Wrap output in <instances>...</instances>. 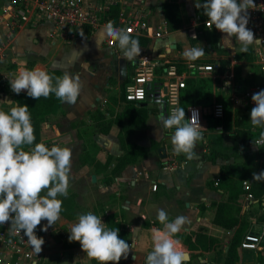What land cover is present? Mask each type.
Returning a JSON list of instances; mask_svg holds the SVG:
<instances>
[{
  "label": "crops",
  "instance_id": "0c3cea01",
  "mask_svg": "<svg viewBox=\"0 0 264 264\" xmlns=\"http://www.w3.org/2000/svg\"><path fill=\"white\" fill-rule=\"evenodd\" d=\"M117 1L119 5L123 4L129 10H143L152 30L164 21L163 3L173 1L178 6L181 22L178 27L169 30L167 34L161 37L156 35L142 36L150 41L147 46L141 47L139 56L131 61L123 58V53H119L117 45L116 47H110L106 44V38L102 35L104 29L102 25L95 30L87 29L88 34L83 33L72 39H63L57 34L52 35L53 27L50 23L37 22V20L28 23L21 22L13 28L12 38L8 42L9 49L7 51L3 50V59H6L13 68V70H9L11 77L17 74L21 68L28 70L40 68L45 71L60 70L63 74L67 72L72 76H79L81 90L77 102L71 105L61 103L59 111L50 116L48 122H43L45 131H43L42 139L49 144L53 142L55 145L71 149L72 161L73 159L75 161L71 163V166H74V178L77 185L82 184L93 191H98L104 199L106 196H115L113 199L116 200L115 204L117 206L118 202L123 200L125 205H122V207H124L127 215L125 227L133 236L131 252L134 254L130 256L131 264L133 262L144 264L145 256L152 251L153 229L163 228V225H160L159 222L160 226L154 225L157 210L161 208L167 212L168 216L173 215V218H176L177 214L187 217L184 224L187 226L183 227L185 234H182L179 239H173L181 244V251L189 254L188 262L190 264H221L219 259L208 262L201 255H193L196 253L209 254L215 250L219 251L221 248L222 253L225 254L238 227L237 225L234 228L227 229L214 223L217 205L226 202L229 195L225 189L219 188L216 183L219 181L221 166L238 165L244 160L242 151L247 145L240 132H244L248 128L251 130V127L248 122L249 108L241 99L244 94V92H241L256 84L261 85L264 89V72H261L254 63L252 54L251 63L256 68L253 79L248 83L247 80L241 81L239 76H236L232 87L226 90L219 77L198 76L188 70L187 65L190 62L200 64L209 61L207 63L217 62L220 64L222 60H229V66L226 70L233 71L235 75V64H239L238 60L233 57L235 54L232 51L233 46L231 48L227 45L222 47L221 43L225 34L216 29L214 25L207 30L209 32L199 36L198 40L192 42L188 38L185 26L194 16L199 15L203 20L208 19L202 8L198 9L195 6V0H144L142 4L139 0ZM237 2L239 3L240 0H237ZM200 3L198 2V4ZM248 25L250 26V21ZM208 37L216 38V47H211L208 44ZM234 38L232 37L231 40L233 41ZM192 44L194 47H205L206 49L205 54L195 61H189L182 55L183 51L186 48H191ZM227 48L231 49L229 53L225 52ZM249 48L252 51L251 45ZM142 56H149L161 63H176L178 69L181 68L182 73L185 75L184 81L185 78L192 77L202 78L206 82L203 86L205 98L201 104L196 105L201 108L204 116L203 124L199 128L203 134V139L197 142L194 149L196 153L194 159L179 161L175 157L176 154L173 152L170 142L173 131L164 129L157 136L156 129L159 124V115L161 112L166 115L165 97L161 86L164 79L159 76L156 85L153 86L154 95L151 99L148 98L144 102H127L123 99L124 94L120 95L121 100L119 97L112 98L115 108L118 109L123 105L121 109L119 108L120 110L114 111L112 109L114 111L112 118L118 120L117 124L119 126L123 125L121 128L127 130L136 124L135 129H142L141 131L148 140L147 143L130 140L129 143L144 151L145 155L138 158L141 161H137V159V162L125 165L117 174H114L115 163L124 153L121 146H119V150L118 146L116 147L113 141L107 138L109 137L108 132H110L108 128L103 131V138L97 140L98 143L96 141L94 143L85 133L77 135V128L70 127V125L79 122L78 118L82 119L90 109L96 106L97 101H101V99L106 101L105 94L112 95L110 94L113 92L112 89L120 90L121 86L124 91L126 78L128 77L131 80L136 63ZM122 62L125 65L124 70H121ZM111 72L114 73V79L117 81L115 86L110 81L112 79L109 76ZM157 74L161 75L160 68H157ZM217 74L221 73L217 72ZM122 82L124 83L121 85ZM157 101H160V103H157ZM218 102L224 105V114L229 112L231 115V130L223 129V125L220 123L218 125H221L222 129H217L218 125L214 128L210 127L209 121L211 117L214 118L211 114L212 106ZM139 108L146 111L145 118L141 120H138L135 114ZM240 108L243 112L242 115L241 113L236 114V109L240 111ZM242 116L247 119L241 121ZM124 120H126V124H123ZM160 127L162 128V125ZM257 130L261 131L259 128ZM251 131L255 132L254 130ZM134 132H129V136ZM82 140L86 141L85 146L87 148L82 145ZM119 140L120 138H118ZM163 140L166 145H161V148L157 150L161 161L156 163L154 156L150 154L154 153L152 144L163 143ZM101 144L103 147H101ZM250 146L253 147V145ZM160 149H164V151L159 152ZM84 151L93 158L84 159L82 154ZM217 154H221V156L215 157ZM171 162H176L177 168L164 169V166ZM92 176H95V182L92 181ZM248 181L250 182V180ZM153 185H156L155 189L152 188ZM73 193L78 192L73 191ZM243 195L242 190L236 202L237 213H235V216L239 221L244 220V222H247L244 235L248 232H260L264 221V203L260 200V196L255 201L250 202L246 201ZM121 197L123 199H120ZM92 213L101 217L106 228V216L115 214V221H119L121 226L119 231L123 232L126 241V232L123 228V218L120 212L116 210L110 213L109 211L97 214L92 211ZM77 222V214L74 211L70 213V207L62 209L60 218L54 225L47 228L48 232L43 238L42 251L37 254V258H39L37 264H94L81 249L78 241L69 242L70 227ZM191 224L193 226H190ZM45 225H47V221L42 220L38 226L44 227ZM195 233H204L216 238L218 243L215 249L208 252L189 250L183 244V241L186 237H189L193 242ZM55 236H58L59 239L54 238ZM63 242H68V244L63 246ZM60 245L62 249L59 256L50 259V253L54 246ZM44 253L46 254L44 255ZM238 255L239 262L237 264L242 262L254 263L258 262V259L264 264V251L243 250L240 249L239 245Z\"/></svg>",
  "mask_w": 264,
  "mask_h": 264
},
{
  "label": "clouds",
  "instance_id": "9594fccd",
  "mask_svg": "<svg viewBox=\"0 0 264 264\" xmlns=\"http://www.w3.org/2000/svg\"><path fill=\"white\" fill-rule=\"evenodd\" d=\"M255 5L254 0H240L239 3L237 0H204L195 6L202 8L209 18L206 22L209 29L214 25L225 34L220 42L222 47L227 45L231 48V38L235 37L241 45V53H247L250 45L261 42L246 27L248 9L255 8ZM102 35L118 42L125 60L131 61L139 56V40L132 38L129 29L116 28L110 21ZM204 54V49L198 47L186 48L182 53L189 61H195ZM9 84L16 94L26 90L29 97L38 100L54 94L61 103L70 105L77 102L81 90L79 76L67 72L53 76L40 68H21L9 78ZM251 99L255 106L250 111V122L253 127L261 129L258 138L252 142L260 146L264 144V89L254 93ZM197 123L195 111L191 119H186L184 108L177 107L167 116L160 113L156 134L160 135L164 129H174L170 136L173 152L192 160L196 156L197 142L203 139ZM35 141L26 104H16L7 111L0 110V225L10 221L11 233L23 231L29 245L38 254L44 240L35 234V229L42 220H46L47 225L42 230L47 231L48 226L60 218L63 201L57 197L66 198L68 195L72 151L55 144L49 148L45 143ZM252 176L254 181L264 182V170L253 172ZM45 190L46 194L41 195ZM77 217L78 222L70 227L68 239L69 242L78 241L89 259L96 260L98 264H118L122 257L127 258L131 246L119 238L118 229L106 228L101 217L92 212L78 213ZM156 219L163 228L153 229V248L147 254L145 264H184L186 254L177 248L178 242L173 237L181 231L187 217L181 215L169 221L167 212L161 208L157 210Z\"/></svg>",
  "mask_w": 264,
  "mask_h": 264
},
{
  "label": "built area",
  "instance_id": "2783aa9c",
  "mask_svg": "<svg viewBox=\"0 0 264 264\" xmlns=\"http://www.w3.org/2000/svg\"><path fill=\"white\" fill-rule=\"evenodd\" d=\"M2 5V15L7 16L5 20V36L11 37L13 28L21 22H32L33 20L50 23L53 27L52 35H59L63 39H72L77 35H81L85 30H95L99 26L105 27L111 19L107 15L112 7L118 5L116 22L113 23L116 28H125L130 30L131 35L150 37L153 35L163 36L169 31L166 23L163 21L156 26L154 30L146 20L143 10H129L118 4L117 0H5ZM140 4L144 0H139ZM255 8L248 9V19L250 21L251 30L256 38L261 40L260 43L254 42L252 46V54L254 63L261 72H264V0H254ZM209 19V18H208ZM203 20L199 15L194 16L185 26V32L188 38L194 42L199 39L201 26H207V21ZM112 22V21H111ZM10 40V38H9ZM106 44L110 47H116L117 42L111 38H106ZM9 42V41H8ZM194 45H191V48ZM4 44L0 38V59H3ZM157 68L161 69V75L157 74ZM191 73L198 76L219 77L222 80L223 87L229 90L234 82L235 75L231 70H225L221 74H217L220 70V64L217 62L211 63H194L190 62L187 65ZM163 77L161 83L162 89L166 88L165 107L166 116L177 107L180 108V92L185 87L184 74L179 72L176 63H161L158 60H153L149 56L139 58L135 66L134 75L130 82L124 88V97L127 102H144L148 100L149 94L154 91L158 78ZM263 89L261 85L256 84L247 89L241 96L245 105L249 108L248 122L251 130L256 131L250 122V111L255 106L251 97L254 93ZM154 95V94H153ZM235 98V97H234ZM197 113V127L203 124V113L200 107L190 105L186 108L185 118L191 119L192 112ZM212 116L217 120L224 118V105L220 102L212 106ZM195 121V116L193 117ZM222 129L221 125L216 127ZM168 131H174L169 130ZM249 145L257 146L249 140ZM261 144L260 146H262ZM177 168L176 162L168 163L164 169ZM217 184V183H216ZM153 189L156 185L152 186ZM241 188L244 192L246 201H255L257 197L251 192V184L248 180L241 181ZM260 200L264 203V193ZM43 227L35 229V234L38 237L44 238L48 231H43ZM10 238L0 237V242L4 245V251L0 252V264H37V254L33 251L24 236L23 231L20 234H12L8 232ZM240 249L251 251H264V221L261 225L260 232H248L244 235Z\"/></svg>",
  "mask_w": 264,
  "mask_h": 264
},
{
  "label": "trees",
  "instance_id": "16d2710c",
  "mask_svg": "<svg viewBox=\"0 0 264 264\" xmlns=\"http://www.w3.org/2000/svg\"><path fill=\"white\" fill-rule=\"evenodd\" d=\"M118 10V5L113 6L111 11L107 15L108 19H114V21L116 22ZM162 13L164 22L166 23L169 30H174L176 27H178L181 22V16L178 6L173 1L163 3ZM84 33L88 34V30H85ZM131 36L132 38L139 40L140 47L147 46L150 41L146 37L138 35ZM207 42L211 45V47H216V38L208 37ZM118 51L119 53H122L119 48ZM237 57L239 59L242 57H247V60L252 61V51L249 48L247 53H239ZM228 66L229 60L220 61V70L218 71V73H223L228 68ZM10 69L13 70L12 66L10 67ZM178 70L179 72H182L181 68H179ZM47 72L53 76L63 75L60 70H48ZM236 76H238V74L235 71V78ZM205 84L206 82H204L202 78H185V87L180 92V108H184L185 110V108L190 105L201 104L205 98L203 94V86ZM243 92H245V90H243L241 93ZM4 94H7L8 99L12 100V104H7L6 102H4L5 108L0 110L7 111L11 106H15L16 104H26L29 107L31 122L34 127V135L36 136V141L34 143L43 142L46 144V146L51 148L48 142L42 140L41 128L45 119L52 115H55L61 108V102L55 97V95L52 94L48 98L41 97L38 100L29 97L26 93V90L22 91L19 94H16L11 90L9 82H6L5 78L0 76V95ZM123 99L125 100L124 95ZM135 114L137 116V119L141 120L145 118L146 111L139 108L138 110H136ZM245 119H247L245 116L241 117V121ZM219 123L223 125V129L231 130L232 119L230 113L225 112L222 121H218L212 117L209 121L211 128H214ZM259 133V130L252 132L250 128L246 129L244 132L241 131V137L242 139H244L247 145V147L242 151L244 157L243 162L238 165H223L219 170V181L217 185L219 188L225 189L229 193V195L226 202H221L217 205L214 223L227 229L234 228L238 225L235 230L234 236L231 239L228 250L225 253V258L219 259V262H221L222 264H237L239 262L238 247L243 239L245 228L247 225V222H244V220L239 221L238 218L234 215V213L236 212L237 199L242 193L241 181L250 180L251 192L255 197H261V195L264 193V182L254 181L252 176L253 172L259 173L260 171L264 170V144L262 146H258V149L256 150L252 149V146L249 145V140L253 141V139L258 138ZM120 146L124 151V154L117 159V163L113 168V171H116L119 168H123L129 163H133L138 158L145 155L144 151L137 148L134 144L127 142L124 137L120 138ZM27 147L28 146H26V148ZM216 156H221V154H217L215 155V157ZM115 217V214L106 216L107 228L120 230V223L119 221H115ZM118 236L121 239L125 238L123 232L120 231L118 232ZM194 237L195 238L193 242H191V239L189 237H186L183 241V244L186 245L189 250H201L203 252H208L215 249L216 244L218 243L216 238L204 233H195ZM146 256L144 258V264L146 261ZM184 264H190V262H184ZM240 264L262 263L261 260L258 259V262H242Z\"/></svg>",
  "mask_w": 264,
  "mask_h": 264
},
{
  "label": "rangeland",
  "instance_id": "374dc122",
  "mask_svg": "<svg viewBox=\"0 0 264 264\" xmlns=\"http://www.w3.org/2000/svg\"><path fill=\"white\" fill-rule=\"evenodd\" d=\"M198 2L203 3L204 0H195V4L196 3L198 4ZM5 3H6L5 0H2L0 3V38L4 44L3 50L7 51L9 49V45H8L9 38L11 39L12 37L7 38L5 36V32H7V30L5 29L4 22H5V20H7V16L2 15V8H1L2 5ZM111 20L113 23L115 22L114 19H111ZM246 27L251 29L248 24L246 25ZM207 30H209V28L207 26H201L199 36H202V34H204L205 32H209ZM232 44H233L232 51L235 53L233 55V57L236 60H238V62H239V64H235L236 67L234 69H235L236 73L238 74L239 78L241 79V81L247 80V82L249 83V81L252 80L254 75L256 74V68L252 65L250 60H247V57H242L240 59L237 57L238 54L241 53V50H240L241 45L239 44V42H236L235 38L232 41ZM203 49L206 52L205 47ZM230 50L227 48L225 50V52L229 53ZM226 53H224V54H226ZM227 56H228V54H227ZM10 67H11V64L8 61H6V59H2V58L0 59V76L4 77L6 82H9V78H11V75L9 73V70H11ZM123 67H125L124 62L121 63V70H124ZM109 76H111V78H112V79H110V81L113 82V86L117 85L116 84L117 81H116V79H114V76H115L114 73L111 72L109 74ZM128 79L129 78L127 77L125 80L126 84L130 80V79L129 80ZM123 83L124 82H122L121 85ZM112 91L113 92L110 93L112 95L108 94L109 95L108 96L105 94V96H106L105 100L106 101H102V99H101V101H97L95 107L90 109V111H88L87 114H85L82 119L78 118L79 122L71 124L70 127L77 128L76 129L77 135L78 134L80 135L81 133L87 134L89 139L91 141H93L94 143H95V141H96V143H98L97 140L103 138V136H102V135H104L103 131L107 130V128H108V130L110 132H108L109 137H107V138L112 140L113 143L115 144V146L116 147L118 146L119 150H120V148H119L120 140L118 141V138H121V137H124L127 142H130V140H132V141L134 140L136 142L138 141L141 143H144V142L147 143L148 140L145 138L144 133L141 131L142 129H140V128L135 129L136 124L129 127L128 130L125 128L122 129L121 127H123V125L119 126L117 124L118 120L115 118H112L113 112L115 110H120L123 107V105H121L119 107L120 109L115 108V105L113 103L112 98L119 97V99H120V95L124 94V91L121 88V86H120V90L119 89H117V90L112 89ZM3 108H5V103H4L2 95H0V109H3ZM236 112H237L236 114H239V113H241V115L243 114L241 108H240V111L238 109H236ZM48 121H49V117L46 118L44 122H48ZM123 124H126V120L123 121ZM79 128H81V129H79ZM44 129H45V125L43 124L42 128H41V138L43 137V134H44L43 131H45ZM131 131H133V132L135 131V132L131 136H129L130 135L129 132H131ZM52 136H53V134H52ZM50 144H51V146L54 145L53 142H51ZM85 144H86V141L82 140V145L85 146ZM161 145H163V146L166 145L164 140H163V143L161 142L158 144H152V149H153L154 153H150V154L152 156H154V160L156 163H159L161 161L160 160L161 157L159 156V154L157 152V150L159 148H161ZM101 147H103L102 144H101ZM105 149H103V150H105ZM123 153H124V151H123ZM82 154H83L84 159L90 157L89 155H87L86 151H84ZM73 156H74V153H73ZM175 157L179 161H184L187 159L184 154H180V155L176 154ZM90 158H93V157H90ZM137 161H141V159H138ZM72 162H75L74 159H73V161L71 159V163ZM115 165H116V163H115ZM73 169H74V166H71L67 197L66 198L63 196L57 197L58 199H61L63 201L62 209H67L70 207V213H71V211H74V213H76V214L87 213V212H92V211L95 212L96 214L97 213H106V211H109V213H110V212H114L117 210L118 212H120V215L123 218V224H124L123 228L126 232V242L129 243L131 246L133 236L131 235V233H129L126 230V227H125V224L127 223L126 222L127 215H126V211L124 210V207H122V205H125L123 200L119 201L118 206H117L115 204L116 200L113 199L115 196H110V197L106 196V198L104 199L103 196L98 191H93L89 187L84 186L82 184L77 185L75 178H74V170ZM120 169L121 168H119L116 171H113V173L117 174L118 171H120ZM73 191H77L78 193H73ZM44 194H46V190H45V192L41 193V195H44ZM120 199H123V197H121ZM235 213H237V211ZM235 213H234V215H235ZM181 215L182 214H177L176 216H181ZM173 217H174L173 215L168 216L169 221L173 220L174 219ZM154 221H156L154 223L155 226L161 225V223L157 219ZM158 222L160 225L158 224ZM10 223L11 222L9 221L3 225H0V237H1V235H3V238H7V239L10 238L9 233H8L10 231V229H9ZM184 226H187V225H183V227ZM190 226H193V225L191 224ZM183 227H182L181 231L178 232L173 238L179 239L180 236H182V234L183 235L185 234ZM37 228H39V226H37ZM159 229H160V227H159ZM54 238L59 239L58 236H55ZM67 244H68V242L62 243L63 246H66ZM177 248L179 250H182L181 244L179 242L177 243ZM61 249H62L61 245L60 246H54L53 250L50 253V259L55 258L56 256H59V252L61 251ZM1 251H4V245H2V243L0 242V252ZM217 252H219V253L217 254ZM45 254L46 253H44V255ZM131 254H134V253L131 252V248H130L127 258L125 259L122 257L121 260L118 262V264H121V263L126 264V262H127V264H131V262H132V261H130ZM220 254H221V257H220ZM196 255L203 256V259H206L208 262H210V260L214 261V260H218L220 258L223 259L225 257V254L222 253V248L219 249V251L215 250L214 252H210L209 254L196 253L193 256H196ZM92 261L94 264H98V262L96 260H92ZM109 264H114V262H109ZM133 264H136V262H133Z\"/></svg>",
  "mask_w": 264,
  "mask_h": 264
},
{
  "label": "water",
  "instance_id": "95a60500",
  "mask_svg": "<svg viewBox=\"0 0 264 264\" xmlns=\"http://www.w3.org/2000/svg\"><path fill=\"white\" fill-rule=\"evenodd\" d=\"M160 10H161V8H160ZM165 93H166V88L164 87L163 88V94H165ZM2 97H3L4 102H6L7 104H12V100L8 99L7 94L2 95ZM151 98H153V94L152 93L149 94V99H151ZM252 149L256 150V149H258V147L257 146H253ZM163 151H164V149H160L159 150V152H163ZM162 155H164V154H162ZM92 181L95 182V176H92ZM184 253L186 254V257H187L185 262H188L189 261V254L186 253V252H184Z\"/></svg>",
  "mask_w": 264,
  "mask_h": 264
}]
</instances>
